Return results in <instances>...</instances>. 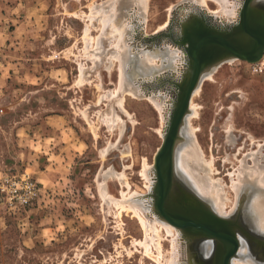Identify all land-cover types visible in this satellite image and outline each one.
<instances>
[{
	"label": "rangeland",
	"instance_id": "rangeland-1",
	"mask_svg": "<svg viewBox=\"0 0 264 264\" xmlns=\"http://www.w3.org/2000/svg\"><path fill=\"white\" fill-rule=\"evenodd\" d=\"M190 1L225 17V6L231 9L229 3L237 4L238 0H229L224 7L214 0H147L144 12L137 7V0H115L114 20L124 28V48L115 45L117 34L112 36L111 27L101 29V15L95 13L112 0H0V78L6 61L21 72L8 80L0 94L4 108L0 111V264H165L172 251L177 253L178 262L187 260L188 264H200L206 257L205 243L213 244L212 239L191 243L177 227L180 242L176 251L171 246L172 235L163 229L162 254L151 245L153 255H146L144 243L150 244V237L146 239L138 215L126 207L136 200L144 203L142 207L151 205L157 214L155 156L171 118L163 117L156 104L136 87L152 79L158 82L159 76L162 79L164 73L186 64L184 55L175 52L172 56L167 48L157 52L155 45L138 44L135 24L144 23L148 34L166 31L171 16ZM253 5L262 8L264 0H255ZM257 14L250 17L251 23L263 25L264 16L259 19ZM189 15L182 25L193 14ZM16 20L23 22L25 32L13 33L20 24ZM122 50L121 61L115 55ZM146 53L154 57L150 65L139 60L138 55ZM185 74L179 79V90ZM121 82L124 86L119 89ZM174 93L168 98L173 107ZM54 111L67 114L70 131L81 146L70 152L75 153L70 158L65 155L71 164L67 176L46 188L26 168L36 160L48 164L49 155H32L30 160L20 156V149L28 147L24 144L30 141L22 140V145L16 133L20 129L37 131L40 119ZM186 118L189 120L185 119L175 151L176 174L184 182V187L177 186L186 191L180 211L193 216L214 211L232 220L239 217L238 223L254 231L251 221L245 215L241 218L239 212L245 208H239V202L236 206L232 187L238 175L245 177L250 167L258 163L264 168V56L257 62L233 58L204 73ZM187 131L209 163L211 179L219 181H215L217 189L224 190L225 208L233 210L230 214L218 213L182 174L177 152L188 140ZM28 176L37 193L21 203L9 192L7 178ZM189 188L206 204L193 200ZM237 232L246 240L256 264H264L245 235ZM243 260L240 257L239 264H244Z\"/></svg>",
	"mask_w": 264,
	"mask_h": 264
},
{
	"label": "bare ground",
	"instance_id": "bare-ground-1",
	"mask_svg": "<svg viewBox=\"0 0 264 264\" xmlns=\"http://www.w3.org/2000/svg\"><path fill=\"white\" fill-rule=\"evenodd\" d=\"M137 1H138L137 7L138 8L140 7L142 9V12H144L143 8H145L147 6V4H146L147 0H137ZM198 1H200V0H198ZM214 1L221 2L219 4H222L223 7H224V5H228V3L230 2L229 0H214ZM247 1L248 0H238L237 4H234L235 2L234 3L231 2V4L229 3V5L231 6L230 7L231 9H229V7L225 6V10L226 11L223 10L224 8L222 7V9H221L222 12L225 11V12L228 13V15L226 16L224 14L225 12H223V14L225 15L226 18L224 16H222V14L221 15H218V14L215 15L208 8L207 9L206 8H202L201 5L197 4L198 2H194V1L191 2L190 1V4H188V3L186 4L185 3V5L183 3V5H180L179 9L177 8L179 10V12L174 13L173 18L170 15L171 18L167 22V23H169V25H168L169 28L166 31H159V32H155L153 34H148L144 30V27H145L144 23L141 24L140 22H137V24H135L136 25V29L134 30V31H136V37H137V38L136 37L135 38L137 39L138 44L142 43L143 45L144 44H147V45L150 44V45L157 46V48H156L157 52H160V50L162 51V50H164V48H167V49H169V51H171L172 56L175 54V52L180 57H182L184 55L183 56L184 57V61L183 62L188 65V62H189V61L187 62V60H188L187 59L188 58L187 57V55H188V53H187L188 50L187 49L188 48H186L187 46L183 42V34H184L183 33V26L184 25H182V22L183 21L185 22V19L188 17V15L189 14L191 15V13L192 14L196 13V14L199 15V17L203 18V20L205 22H208L210 24H214V25H217V26H220V27L231 26L232 24H234L235 22H238L240 20L241 12L244 9ZM250 1L251 2H255V0L254 1L250 0ZM114 2H115V0H112V2H111L112 4H109V2H108L109 5L107 3H106L107 5H105L103 3V5H104L103 7H99V8L95 7L96 10H97V11L95 10V13L98 12V13H100L99 15H101V22H100V23H102L101 29L104 30L106 27H111V33H113L112 36L117 34V37H116L117 43L115 45H117L118 48H124L125 47V43H126L125 39H124V28L123 27L120 28V26H118V24H116L117 22H115V20H114V17H115V14H116V6H117L116 4L114 5ZM232 4H234L236 7H237V5H239L237 7L238 9L234 5H233L234 6L233 7ZM99 5H101V4H99ZM222 5H220V6H222ZM251 5H252V3H251ZM107 6H108V8L106 9ZM95 8H93V9H95ZM145 9H147V7ZM235 9H237L238 11L235 10ZM98 13H96V14H98ZM99 15H97L96 17H98ZM162 27H164V25ZM111 33L109 35H111ZM104 35H106V34H104ZM130 36H133V35H130ZM113 38L115 39V37H113ZM100 42L101 41H98L97 43H100ZM96 46L98 47L99 44L96 45ZM97 47H96V49H97ZM136 47H138V46H136ZM93 51L94 52H98L99 50H97V51L93 50ZM139 51H141V49ZM122 52H123V50L121 52L119 51L118 55L115 52V54H116L115 56L117 57V59L120 58L121 61H122V59H121L120 55H121ZM113 53H114V51H113ZM157 55H158V53H157ZM93 56H94V54H93ZM95 56H97V55H95ZM111 56L113 57V55H111ZM139 56H140L139 60H141V58H142V61L143 62L146 61L147 64H149V65L151 64V63H149L150 60L152 62L153 59H154V57H152L148 53L143 54V55L140 54V55H138V57ZM122 58H124V54L123 53H122ZM155 64H157V63H155ZM184 66H185V64L184 65L183 64L182 65L179 64V66H177V70L170 71V72L168 71L167 72L168 74L164 73L163 75H161L162 79L159 78L160 76L159 77L155 76V77H158V79L156 78L158 80V82L155 79L151 78L152 80H149V82H148L149 84L146 83V85H145L144 83H140V86L138 84H136V85H138L137 87L134 86V87H136V90L138 92L143 93L144 95L149 97L151 99V101H153L156 104V106L158 107V111L160 110V113H161V115L163 117L164 116L171 117L170 121L172 119L174 107L172 105H169L170 100L168 98H171V96L173 95L172 93L174 91H175V93L177 92L176 89L179 87V83L177 82V80H179L181 78V75L183 73H185V72H183ZM119 69H120V74H121L120 78H122L123 77L122 63H121V67ZM143 81H145V80H143ZM120 84H121V86H119V89H122L123 86H124L123 82H121ZM151 86H153V87H151ZM175 86H176V88H175ZM196 92H198V90ZM178 98H179V96H178ZM122 101H123V99H122ZM190 103H191V101H190ZM194 109L195 108L193 107L192 110H194ZM191 113H192V111H191ZM187 120H189V119H187ZM170 121H169V125H167L165 127V129H164L165 135L168 132V129H169L168 126H170ZM190 132L187 131L189 136H188V138H186V139H188L186 141V143L183 146H181V147L179 146V149H178V152H177L178 153V158H177L178 166L182 170V174L189 179V182L192 184L193 188H195L197 190L198 194L201 197H203V198L207 199L208 201H210L212 203L214 209L218 213H220L222 216L230 214L233 210L227 211L226 208H225V200H226L224 198L225 193L222 192L224 190L221 191L220 189H217V184L216 183H219V181L217 182L216 180H212L211 179V176H210V173H209L211 167L209 168V165H208L209 163H206V159H204V157L202 155V151L195 145L193 139L190 136ZM242 164H245V163H242ZM241 166H244V165H241ZM260 166L257 163L256 166L250 167L249 170L247 171V174L245 175V177L242 176L241 174H239L238 175V180L233 183V187L232 188L234 190V193H235V196H236V200H238L237 203L235 202L236 206H237V204L239 202V206L238 207L240 208L242 206V207L245 208V212L241 211V218H243V216L245 215V217L247 219H249V222L251 221L253 229L256 232H258V233H263L264 234V168H262ZM240 169L242 171L244 169V167L240 168ZM144 171L146 173V169ZM147 173H149V172L147 171ZM149 177H150V175H149ZM147 180L149 181V179H147ZM150 181H151V179H150ZM215 181H216V183H215ZM219 187L221 188L223 186L221 185ZM248 190L250 191V194L248 195V193H247V195H245ZM242 197L245 198V202H243ZM130 198H131V196H130ZM126 200H128V199H126ZM128 202H130V201H128ZM146 202H147V200H146ZM128 204H127L126 207L131 209V210H133L135 212V214L138 215V217H139V219H140V221L142 223V226L144 228L146 239L148 237H150V240H149L150 244L144 243L145 244V251H146L145 253H147L146 255H148V254H149V256L153 255V253L150 252V250L152 248L151 245H154L159 250V254L160 255L162 254V251H161V240L160 239L162 238L161 237V231L163 229H165V231L168 234L172 235L173 238L171 240V243H172L171 246H172L173 250L176 251V248H177V246L179 245V242H180V231H179V229H177L178 227L176 228L175 225H173L171 223H168V222H164L157 215L158 213L156 214L155 211H153V209L151 208V205L149 206V208L148 207L145 208V207H142V205L144 203L141 205L136 200H135L134 203H132V204L128 203ZM233 209H234V207H233ZM234 211H235V209H234ZM237 216H239V214H237ZM235 218L237 220L238 217H235ZM238 220H240V219L238 218ZM149 241L147 240L146 242L149 243ZM141 244H143V243H141ZM247 245L248 244L246 243V240H244L243 237H240L239 251H238L237 254H235L232 257L231 264H239L240 263V261H239L240 257L244 258V260H243L244 264H256V262L254 261L253 256H251V254L249 253ZM143 247H144V245H143ZM212 250H213V244L212 243H205L206 255L211 254ZM176 255H177V253L172 251L170 257L165 259V264H188L187 260L183 261V262H178V261H180V259H178ZM157 260H158V258H157Z\"/></svg>",
	"mask_w": 264,
	"mask_h": 264
},
{
	"label": "water",
	"instance_id": "water-1",
	"mask_svg": "<svg viewBox=\"0 0 264 264\" xmlns=\"http://www.w3.org/2000/svg\"><path fill=\"white\" fill-rule=\"evenodd\" d=\"M253 4L254 2L248 0L241 12L240 20L231 26L220 27L210 24L196 13L184 23L183 42L188 48L189 66L185 64L183 68L186 78L180 85V90L179 87L176 90L170 126L155 156L157 177L154 186V207L156 212L163 219L180 228L189 241L193 238H201L218 242L214 264H231L232 257L238 253L240 247L238 230L245 237L248 235L262 238L264 235L244 228L237 222L238 219L224 218L214 211L202 212L197 216L189 212H181L179 204L173 201L175 186L184 187V182L176 174L175 151L178 142L182 139L181 130L186 115L190 111L192 95L200 85L202 75L233 58L257 62L264 56V22L263 25L251 23L250 17L254 15L253 10L256 8ZM177 82L179 83V80ZM188 193L193 200L206 204L190 188ZM239 214L241 215V211Z\"/></svg>",
	"mask_w": 264,
	"mask_h": 264
},
{
	"label": "crops",
	"instance_id": "crops-1",
	"mask_svg": "<svg viewBox=\"0 0 264 264\" xmlns=\"http://www.w3.org/2000/svg\"><path fill=\"white\" fill-rule=\"evenodd\" d=\"M16 22L20 24H18L13 33L19 34L22 30V32H25V28L22 29L23 22H19L17 20ZM3 42H1V44H3ZM11 68L13 67H11L10 61H6L4 71L0 78V84L2 85L0 94L4 93L3 91L5 90L3 88H5L8 80L17 73H21L19 69L15 70L14 68ZM2 107L3 106L0 105V111L3 112L4 108ZM40 120L41 124L39 125L40 127L37 131H26L20 129L16 133V137L19 136V139L21 138L20 143L22 140L30 141L27 145L21 143L22 145L24 144V146L28 147L20 149V156L23 154L26 158H28V160H30L32 155H49L48 164L42 165L40 161L36 160L35 164H28L26 169L32 172L43 187L50 188L55 185L60 177L67 176L71 164L70 160L66 156L69 157L72 154H75H71L70 152H76L81 146V142L78 137L70 131L67 114L56 111L50 113L48 112Z\"/></svg>",
	"mask_w": 264,
	"mask_h": 264
},
{
	"label": "flooded vegetation",
	"instance_id": "flooded-vegetation-1",
	"mask_svg": "<svg viewBox=\"0 0 264 264\" xmlns=\"http://www.w3.org/2000/svg\"><path fill=\"white\" fill-rule=\"evenodd\" d=\"M253 13H258V14H260V16L257 14L258 17L259 18H263V16H264V7H262V8L261 7L254 8ZM185 192H184L183 189L179 188L178 186H175V196L173 197L174 198L173 201L176 204L182 203V201L186 198ZM246 237H247L251 247H253V249L258 252L259 257L264 259V240H263V238H260V237L257 238L255 236L253 237V236H248V235ZM200 239L199 238H193L190 242L191 243L197 242ZM218 246H219L218 242H214L213 243V248L214 249H213L212 254L210 256L206 255L205 258H202V260L199 261L200 264H206V262H207V264H214L213 262H214V258H215Z\"/></svg>",
	"mask_w": 264,
	"mask_h": 264
},
{
	"label": "built area",
	"instance_id": "built-area-1",
	"mask_svg": "<svg viewBox=\"0 0 264 264\" xmlns=\"http://www.w3.org/2000/svg\"><path fill=\"white\" fill-rule=\"evenodd\" d=\"M2 65V54L0 52V67ZM9 192L14 195L13 197L20 200L21 203H27L30 201L33 195H36V184L28 177L21 179L7 178Z\"/></svg>",
	"mask_w": 264,
	"mask_h": 264
}]
</instances>
